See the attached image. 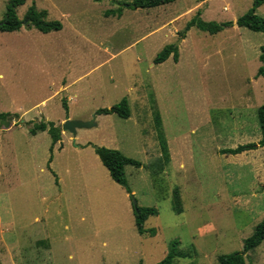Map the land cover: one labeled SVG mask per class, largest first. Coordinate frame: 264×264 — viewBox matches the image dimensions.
<instances>
[{
    "label": "rangeland",
    "instance_id": "obj_1",
    "mask_svg": "<svg viewBox=\"0 0 264 264\" xmlns=\"http://www.w3.org/2000/svg\"><path fill=\"white\" fill-rule=\"evenodd\" d=\"M9 0H0V21ZM132 0H26L62 29L0 32V264H154L178 242L174 264H218L242 251L264 219V34L225 28L209 34L187 23L236 21L253 0H176L153 8ZM123 6L121 16L108 14ZM257 14L264 17V5ZM168 44L178 47L155 64ZM127 98L131 115H99ZM66 101V111L63 102ZM96 126L62 130L66 119ZM8 120L9 126L3 124ZM54 122L62 139L29 129ZM160 139L167 143L163 157ZM95 146L142 163L125 166L132 193L110 177ZM133 199L155 207L138 233ZM264 264V242L245 255Z\"/></svg>",
    "mask_w": 264,
    "mask_h": 264
},
{
    "label": "trees",
    "instance_id": "obj_2",
    "mask_svg": "<svg viewBox=\"0 0 264 264\" xmlns=\"http://www.w3.org/2000/svg\"><path fill=\"white\" fill-rule=\"evenodd\" d=\"M176 0H132L126 7L137 8H153L160 5L172 3ZM26 0H9L6 8L4 18L0 21V32H14L19 31L24 22L28 28H35L43 33H49L52 31H59L62 29V24L59 21H48V12L46 10H39L35 4L29 7L23 20H20L17 16V10L20 6L24 5ZM264 5V0H253L252 7L243 15L237 18L236 25L239 27L247 28L254 32H260L264 34V17L257 14V10ZM115 14L121 16L123 13V6L117 10L108 12V14ZM24 21V22H23ZM232 21L223 23H217L214 21H205L201 17V12L197 14L187 23L182 35H185L192 27L207 32L209 34H217L223 31L225 28L233 26ZM261 53L259 55V61L261 66L257 71V77H264V44L260 47ZM173 57L177 62L179 58L178 47L174 44L166 45L154 59L155 64H160ZM65 110H68L67 102H63ZM99 115L117 114L122 118H129L131 115L130 105L127 98H123L116 105L110 108H100L97 110ZM9 114H0V117L5 119ZM257 118L259 127L261 130V140L258 144L248 143L239 145L234 149H224L223 153L228 155H238L246 151H252L261 147L264 149V104L257 110ZM40 132H47L52 140V146L50 148L51 156L49 163L52 162L53 145L58 143L62 139V130L59 126H56L54 122H44L34 124L29 129V134L32 136L37 135ZM160 146L163 157L166 160L168 158V146L167 143L160 139ZM95 152L98 155L103 166L108 170V173L113 181L122 186L128 193H132L125 175V166L132 165L135 167H141L142 163L133 158L127 157L121 151L116 149H110L104 146H95ZM133 214L135 220V226L139 234L151 236L156 234L154 228H146L145 223L151 216H157L158 210L155 207H141L133 205ZM264 242V219L259 222L254 229L253 234L244 240V247L242 251L234 252L231 254H224L218 257V264H246L245 255L258 248ZM178 242L171 243V249L161 261L154 264H174L176 257L184 256L183 253L177 251Z\"/></svg>",
    "mask_w": 264,
    "mask_h": 264
},
{
    "label": "water",
    "instance_id": "obj_3",
    "mask_svg": "<svg viewBox=\"0 0 264 264\" xmlns=\"http://www.w3.org/2000/svg\"><path fill=\"white\" fill-rule=\"evenodd\" d=\"M96 115L97 114H94L92 119L86 122L80 121V120L66 119V121L62 124V130L68 131L72 135H75L78 129L90 128V127L96 126V122H95ZM3 124L7 127L9 126L10 123L8 122V120H3ZM133 205L135 206L137 205V202L135 199H133Z\"/></svg>",
    "mask_w": 264,
    "mask_h": 264
},
{
    "label": "crops",
    "instance_id": "obj_4",
    "mask_svg": "<svg viewBox=\"0 0 264 264\" xmlns=\"http://www.w3.org/2000/svg\"><path fill=\"white\" fill-rule=\"evenodd\" d=\"M258 11V10H257ZM234 24L233 25H235L236 24V21L234 22V21H232ZM232 27H234V26H232ZM239 27V26H238ZM241 28V27H240ZM243 28V27H242ZM264 78V77H263Z\"/></svg>",
    "mask_w": 264,
    "mask_h": 264
}]
</instances>
